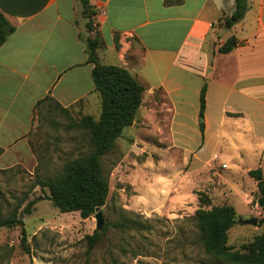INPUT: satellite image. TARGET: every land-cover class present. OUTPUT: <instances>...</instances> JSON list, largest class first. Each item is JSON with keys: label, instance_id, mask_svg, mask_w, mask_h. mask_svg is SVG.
<instances>
[{"label": "rangeland", "instance_id": "obj_1", "mask_svg": "<svg viewBox=\"0 0 264 264\" xmlns=\"http://www.w3.org/2000/svg\"><path fill=\"white\" fill-rule=\"evenodd\" d=\"M202 47L215 62L210 42ZM150 102L144 104L150 115L127 127L117 146L102 157L110 190L101 207L105 223L97 242L90 247L87 238L97 229L95 213L83 218L79 211L62 212L43 198L23 216L30 252L23 250L19 227H0V264H228L203 247L196 221L201 192L208 197L205 208L223 203L235 207L237 221L227 241L232 249H241L263 231L264 205L259 199L264 194L248 171L261 167L264 178V162L237 156L236 140L220 136L216 109L202 136L205 116L191 115L189 105L161 117L149 108ZM38 109L40 123L31 145L36 157H12V150L0 147L2 214L20 212L28 200L50 194L39 180L55 178L68 162L92 149L88 130L78 123L84 112H65L52 98ZM252 217L258 224L243 222ZM117 222L126 226L114 225Z\"/></svg>", "mask_w": 264, "mask_h": 264}, {"label": "crops", "instance_id": "obj_2", "mask_svg": "<svg viewBox=\"0 0 264 264\" xmlns=\"http://www.w3.org/2000/svg\"><path fill=\"white\" fill-rule=\"evenodd\" d=\"M247 1L242 19L226 28L222 16L233 12L235 0H181L180 4L90 0L94 25L90 31L81 0H0V12L15 26L0 44V147L12 150V157H36L32 133L40 123L38 102L46 96L63 107L100 117L101 95L86 42L98 31L103 40L98 48L100 62L124 66L145 86L135 119L122 134L150 115L144 105L147 99L149 108L161 117L165 112L179 113L183 104L198 117L200 90L206 81L205 131L216 109L220 136L236 140L239 158L250 155L261 164L264 0ZM231 35L238 44L220 52L219 46ZM205 42L212 45L215 62L204 52Z\"/></svg>", "mask_w": 264, "mask_h": 264}, {"label": "trees", "instance_id": "obj_3", "mask_svg": "<svg viewBox=\"0 0 264 264\" xmlns=\"http://www.w3.org/2000/svg\"><path fill=\"white\" fill-rule=\"evenodd\" d=\"M167 4H180L181 0H164ZM83 13L88 17L86 27L93 31L90 0H81ZM249 4L247 0H235V8L226 15V28L232 27L244 16ZM15 26L0 12V44L14 32ZM88 62L92 63V77L96 90L101 95V114L95 119L91 114H84L78 121L82 128L89 132L91 151L68 162L63 171L55 178L39 180L42 186H48L50 194L39 195L27 201L20 212L13 209L7 214L0 212V227L20 228V242L25 252H30L27 232L24 226V214L34 210L37 201L49 198L62 212L79 211L81 217L87 218L102 207L108 197L110 182L104 171L102 157L116 146V139L123 129L133 123L137 110L142 102L145 86L124 66L102 63L99 60L98 48L103 43L99 32L86 38ZM238 44L235 35L228 37L218 48L222 53L231 51ZM117 46L119 44L117 43ZM207 82L204 81L199 95L200 116H204L206 108ZM47 98L38 102V105ZM53 99V98H52ZM56 101V100H55ZM58 102V101H57ZM59 103V102H58ZM60 104V103H59ZM61 105V104H60ZM68 112V107H63ZM202 136L205 124L200 123ZM248 174L257 180L260 191L264 194V178L262 168H253ZM200 208L196 212V221L201 231L203 247L217 259L228 264H264V229L253 240L241 244V249H232L227 244L228 231L236 223V210L230 203L212 204L205 208L208 197L200 193ZM264 223V218L261 220ZM126 226L125 222L114 223ZM106 226H104L105 229ZM89 246L92 247L99 238V231L88 234Z\"/></svg>", "mask_w": 264, "mask_h": 264}, {"label": "water", "instance_id": "obj_4", "mask_svg": "<svg viewBox=\"0 0 264 264\" xmlns=\"http://www.w3.org/2000/svg\"><path fill=\"white\" fill-rule=\"evenodd\" d=\"M203 120V118H202ZM259 203L261 205H264V196H262L260 199H259ZM95 218H96V228L97 229H101L105 223V219H104V215H103V212H102V209L100 207H97L96 208V212L94 214ZM243 222L245 223H251V224H258V219L256 217H252V218H249V219H246V220H243Z\"/></svg>", "mask_w": 264, "mask_h": 264}]
</instances>
